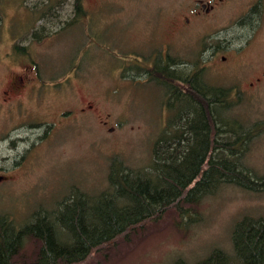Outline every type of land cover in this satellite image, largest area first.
Returning <instances> with one entry per match:
<instances>
[{"label": "rangeland", "instance_id": "obj_1", "mask_svg": "<svg viewBox=\"0 0 264 264\" xmlns=\"http://www.w3.org/2000/svg\"><path fill=\"white\" fill-rule=\"evenodd\" d=\"M73 1L0 4V212L16 225L76 190H102L113 156L149 161L168 116L163 78L146 71L159 53L204 67L207 81L232 85L234 113L264 119V0H81L78 14ZM41 22L45 35L33 37ZM258 128L244 156L264 173ZM194 208L189 227L171 205L77 264H170L230 249L235 219L264 215V192L227 184ZM38 245L27 238L11 264H30Z\"/></svg>", "mask_w": 264, "mask_h": 264}, {"label": "trees", "instance_id": "obj_2", "mask_svg": "<svg viewBox=\"0 0 264 264\" xmlns=\"http://www.w3.org/2000/svg\"><path fill=\"white\" fill-rule=\"evenodd\" d=\"M73 4L75 12L81 13V0ZM1 23L0 12V27ZM44 32L41 22L32 36L41 37ZM15 48L25 47L16 43ZM180 62L171 53H159L146 71L162 77L160 67ZM183 67L187 70L171 74L168 84L161 80L167 91L168 116L149 161L133 166L113 156L102 190H76L54 209H35L19 225L0 212V264H11L27 238L39 242L30 264L81 263L116 238H127L144 221L159 218L171 205L181 215L179 225L184 228L199 219L194 207L224 185L264 192V173L250 169L244 156L264 119L244 120L233 112L239 98L230 99L232 85L207 81L204 67L194 71H189L188 64ZM170 264H264V215L244 213L236 218L230 249L214 246L193 261L178 256Z\"/></svg>", "mask_w": 264, "mask_h": 264}, {"label": "flooded vegetation", "instance_id": "obj_3", "mask_svg": "<svg viewBox=\"0 0 264 264\" xmlns=\"http://www.w3.org/2000/svg\"><path fill=\"white\" fill-rule=\"evenodd\" d=\"M198 1H199V3L201 5H204V2L202 0H198ZM205 4H207V2ZM209 7H212V5H209ZM222 57H224V56H222ZM160 70L162 71V75H163L162 78H163V80L166 81L167 84H168L167 79H168V77L171 76V74H180V73H183L185 71V68L183 66L182 67H179V65H176L174 63V64H172L171 66H168V67L162 66V67H160ZM260 80H261L260 76H255V79L254 80H250L249 81V84L252 85L254 83V81L259 82Z\"/></svg>", "mask_w": 264, "mask_h": 264}, {"label": "water", "instance_id": "obj_4", "mask_svg": "<svg viewBox=\"0 0 264 264\" xmlns=\"http://www.w3.org/2000/svg\"><path fill=\"white\" fill-rule=\"evenodd\" d=\"M3 177H4V175H3V174H0V180H1Z\"/></svg>", "mask_w": 264, "mask_h": 264}]
</instances>
